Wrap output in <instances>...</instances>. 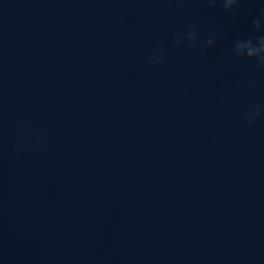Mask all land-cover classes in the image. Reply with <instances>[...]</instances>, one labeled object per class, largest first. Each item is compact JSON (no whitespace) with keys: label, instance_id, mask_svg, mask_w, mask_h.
<instances>
[{"label":"water","instance_id":"water-1","mask_svg":"<svg viewBox=\"0 0 264 264\" xmlns=\"http://www.w3.org/2000/svg\"><path fill=\"white\" fill-rule=\"evenodd\" d=\"M261 6L0 0V264H264Z\"/></svg>","mask_w":264,"mask_h":264},{"label":"clouds","instance_id":"clouds-1","mask_svg":"<svg viewBox=\"0 0 264 264\" xmlns=\"http://www.w3.org/2000/svg\"><path fill=\"white\" fill-rule=\"evenodd\" d=\"M183 2V0H181ZM209 7L215 6L217 3L223 8L225 13L233 14L235 8L242 3V0H206ZM252 31L246 35L237 37L231 48V57L242 60H252L260 68L264 69V6H261L258 13L251 20ZM186 41L189 45H196L198 41V34L196 26L192 25L185 33L178 35L176 43L181 44ZM205 46L211 47L214 44V38L208 37L203 41ZM163 52V46H157L149 58V63L156 67L162 65L164 60L160 53ZM264 114V104H256L254 108L249 111L244 118L246 124H253L257 118ZM39 144L37 138L35 141ZM21 147L26 150L31 149V144H22Z\"/></svg>","mask_w":264,"mask_h":264}]
</instances>
